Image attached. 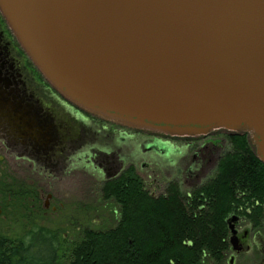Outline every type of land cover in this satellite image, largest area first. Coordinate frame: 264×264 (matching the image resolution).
Wrapping results in <instances>:
<instances>
[{"label": "water", "instance_id": "95a60500", "mask_svg": "<svg viewBox=\"0 0 264 264\" xmlns=\"http://www.w3.org/2000/svg\"><path fill=\"white\" fill-rule=\"evenodd\" d=\"M0 13L87 113L175 136L247 133L264 165V0H0Z\"/></svg>", "mask_w": 264, "mask_h": 264}, {"label": "flooded vegetation", "instance_id": "af4514ba", "mask_svg": "<svg viewBox=\"0 0 264 264\" xmlns=\"http://www.w3.org/2000/svg\"><path fill=\"white\" fill-rule=\"evenodd\" d=\"M219 131L224 140L215 136ZM232 136L240 135L223 129L168 135L87 113L44 79L0 13V236L20 222L25 227L20 238L55 240L63 253L88 231H104L85 224L88 179L97 181L102 199L117 207L108 230L119 220V206L104 197L107 182L132 174L152 198L166 197L171 185L189 193L215 176L231 153ZM230 218L235 233L232 237L228 228L221 264H264V204L241 206L226 223ZM47 219L69 226L70 235L37 223Z\"/></svg>", "mask_w": 264, "mask_h": 264}, {"label": "trees", "instance_id": "16d2710c", "mask_svg": "<svg viewBox=\"0 0 264 264\" xmlns=\"http://www.w3.org/2000/svg\"><path fill=\"white\" fill-rule=\"evenodd\" d=\"M229 141L231 153L199 189L181 193L171 185L166 197L152 198L136 176L124 175L103 187L119 206L113 228L88 231L63 253L48 238L0 236V264H221L226 219L241 206L264 204V165L246 134Z\"/></svg>", "mask_w": 264, "mask_h": 264}, {"label": "rangeland", "instance_id": "374dc122", "mask_svg": "<svg viewBox=\"0 0 264 264\" xmlns=\"http://www.w3.org/2000/svg\"><path fill=\"white\" fill-rule=\"evenodd\" d=\"M215 136L220 140H224V133H221L220 131ZM250 147L253 149V145L251 143H250ZM88 172H90L89 165H88ZM140 172L143 171L140 170ZM88 188L90 189V191H88L87 193V202H86L87 215L85 219L86 226L88 228L101 229V230H105L107 229V227L110 228L111 226L114 225V221L116 219L115 215L112 214V212H114V210L117 211V207L115 206V204L113 203L111 204L108 201L105 202L102 199L100 192L101 185L97 181H94L93 179H88ZM155 195H157V193H155ZM47 220L48 221L45 220L38 221L37 223L45 227L62 228L61 233H65L68 230L69 226L64 228L63 226L64 223L59 220L54 222L49 219ZM24 228L25 227H23L22 223L20 222L12 223V225H10V227L7 228L3 236L14 240L19 239L23 235ZM67 234L70 235V231L69 233L67 232Z\"/></svg>", "mask_w": 264, "mask_h": 264}]
</instances>
